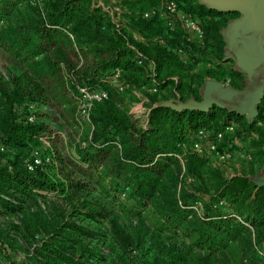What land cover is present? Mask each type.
Here are the masks:
<instances>
[{"label": "trees", "instance_id": "16d2710c", "mask_svg": "<svg viewBox=\"0 0 264 264\" xmlns=\"http://www.w3.org/2000/svg\"><path fill=\"white\" fill-rule=\"evenodd\" d=\"M172 1L201 25L202 44L187 42L177 29L166 35L157 17L143 18L161 0H114L113 4L46 0L42 11L29 0H0V48L21 70L7 83L0 81V145L8 149L0 151V194L14 191L32 200L45 193L72 204L92 183L120 205L127 188L124 198L130 206L122 208L130 216L147 220L157 233L181 240L179 249L165 251L167 257L184 260L183 254L195 264H209L227 253L236 264H264L257 252L264 250V187L256 186L246 174L224 177L189 148L198 129L220 130L235 122L241 125L237 137L248 143L255 157L262 155L264 94L252 123L216 106L203 112L157 105L166 90L181 101L199 100L198 89L206 78L228 81L235 89L244 87L241 73L204 58L213 56L221 62L220 32L237 13L209 10L197 0ZM116 6L118 16L105 11ZM116 68L122 71L124 93L110 84ZM151 87L154 93L144 90ZM81 89L107 93L106 100L92 106L87 120L79 115ZM136 92L149 98L140 118L131 111ZM32 104L52 109L57 117L36 111L38 121L28 123ZM46 119L56 124L62 120L81 131L86 127L87 133L70 156L57 158L58 166L42 162L28 170L27 163H33L32 143L42 138L54 141ZM187 177L197 187L187 189ZM197 203L201 211L195 209ZM0 206L12 212L18 209L1 198ZM50 206L55 211L52 202ZM33 216L35 231L50 235L62 231L46 224L43 216ZM67 226L87 234L73 224ZM61 252L55 251L58 256ZM43 259L38 263L57 264Z\"/></svg>", "mask_w": 264, "mask_h": 264}, {"label": "rangeland", "instance_id": "374dc122", "mask_svg": "<svg viewBox=\"0 0 264 264\" xmlns=\"http://www.w3.org/2000/svg\"><path fill=\"white\" fill-rule=\"evenodd\" d=\"M104 1L107 0H98L100 4ZM108 1L113 4L114 0ZM243 16L242 13H237V16L229 21ZM223 57L222 54L221 62L213 56L205 55L204 58L213 65L222 63L234 70V60L230 58L224 62ZM20 71L17 61L0 48V81L7 83L10 76H18ZM205 80L216 81L210 78ZM217 82L222 83V81ZM136 96L137 100L133 102L131 111L135 117L140 118L147 108V101L144 99L148 97L146 98L142 92H136ZM160 99L161 102L169 103L176 97L166 90L163 91ZM38 108L52 117H57L56 113L46 106ZM242 116L248 123H252L253 120H249L248 113ZM45 123H49L50 129L54 132L52 134L54 141L42 138L32 143L33 149L39 152L42 162L54 163L58 166L57 158L64 159L70 156L79 139L86 135L87 128L83 127L81 131L80 128L71 127L62 120L61 124L47 119ZM233 123L236 129H240L241 125ZM263 148L264 146L261 149L263 156L254 157L251 163L237 158L233 163L221 167L224 177L237 174L254 176L259 173L264 168ZM236 149L252 153L248 143L240 138L236 142ZM49 150L53 154V159ZM47 158L48 162L45 161ZM184 180L187 189L197 187V182L192 178L187 177ZM90 188L72 204L61 202L54 195L45 193L34 196L32 200L14 191H10L7 195L0 194L1 199L18 207L12 212L0 206V264H39L38 262L44 260L43 257L50 258L57 264H195V260L183 254L181 257L184 260L167 257L165 251L172 247L179 249L181 240L172 234H168L167 237L164 236L166 234L157 233L147 220L130 216L122 208L123 205L130 206V202L122 197V194L120 195L122 204L119 205L104 197L94 184L91 183ZM50 202L54 204L55 211L52 210ZM91 211L93 214H90ZM33 215L41 218L43 216L46 224L50 223L61 228L62 231L55 235L35 231L36 220ZM71 224L87 231V234L67 226ZM57 248L63 253L60 256L55 253ZM223 257V259L217 257L209 264H236L229 254L224 253Z\"/></svg>", "mask_w": 264, "mask_h": 264}, {"label": "water", "instance_id": "95a60500", "mask_svg": "<svg viewBox=\"0 0 264 264\" xmlns=\"http://www.w3.org/2000/svg\"><path fill=\"white\" fill-rule=\"evenodd\" d=\"M209 10L221 13H242L244 16L228 21L220 34L224 42L223 59H233L235 71L243 74L244 87L232 88L224 82L204 80L198 89L199 100L160 102L175 110L208 111L216 106L237 115L257 116L258 104L264 94V0H197ZM264 151V148H263ZM258 187H264V168L254 176H246Z\"/></svg>", "mask_w": 264, "mask_h": 264}, {"label": "built area", "instance_id": "2783aa9c", "mask_svg": "<svg viewBox=\"0 0 264 264\" xmlns=\"http://www.w3.org/2000/svg\"><path fill=\"white\" fill-rule=\"evenodd\" d=\"M29 2L31 5L42 11L46 0H29ZM105 11L109 12L111 16L113 12H116L117 16L120 12L117 6L112 9L106 7ZM154 17H157L162 21L164 33L166 35L177 29L183 33L187 42L199 45L203 43L205 35L201 25L190 14L184 13L180 10L174 1L161 0L156 7L149 9L143 15L144 19H151ZM112 20L114 23H118L117 17H113ZM179 54L183 55L181 51H179ZM136 59L137 64L142 65L140 55H136ZM110 84L121 93L126 91L127 87L122 82V71L119 68L113 70L110 76ZM225 84L228 85V81ZM144 90L149 93H154L156 91L155 87L144 88ZM80 92L82 95L79 101V115L82 120H87L88 113L92 106L106 100L107 93L103 90L88 92L84 89H81ZM144 100L147 101V99ZM28 111L27 122H37L38 119L34 114L36 111H40L37 105H30ZM145 111L146 110L144 109V113ZM236 133L237 129L234 123L225 125L220 130L198 129L191 139L189 148L198 156L205 158L212 167L218 169L227 164L233 163L237 158L251 163L255 157L251 152H244L236 149V142L238 141ZM251 135L252 137H256L253 133ZM82 146L84 147L85 143H82ZM6 150L8 149L4 145H0V151ZM31 156L33 163H27L28 170H32L33 164L38 165L43 161L36 149H32ZM45 161L48 162V158L45 159ZM180 161L183 165V160L180 159ZM183 174L184 169L181 172V176H183ZM127 191L128 189L125 188L122 197L125 196ZM195 209L201 211V204L197 203ZM257 252L261 257H264V250L259 249Z\"/></svg>", "mask_w": 264, "mask_h": 264}]
</instances>
